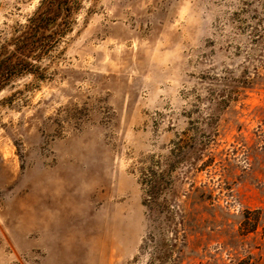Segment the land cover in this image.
Segmentation results:
<instances>
[{
	"label": "rangeland",
	"instance_id": "374dc122",
	"mask_svg": "<svg viewBox=\"0 0 264 264\" xmlns=\"http://www.w3.org/2000/svg\"><path fill=\"white\" fill-rule=\"evenodd\" d=\"M36 67L0 93V264H264V0H80Z\"/></svg>",
	"mask_w": 264,
	"mask_h": 264
},
{
	"label": "trees",
	"instance_id": "16d2710c",
	"mask_svg": "<svg viewBox=\"0 0 264 264\" xmlns=\"http://www.w3.org/2000/svg\"><path fill=\"white\" fill-rule=\"evenodd\" d=\"M80 0H40L25 24L12 29L0 45V93L15 80L36 74L37 63L53 51L70 32ZM156 180L149 183L151 203L161 189ZM153 195V196H152Z\"/></svg>",
	"mask_w": 264,
	"mask_h": 264
}]
</instances>
